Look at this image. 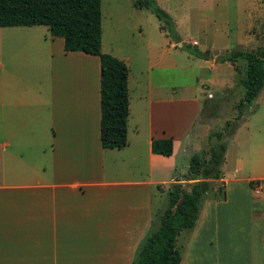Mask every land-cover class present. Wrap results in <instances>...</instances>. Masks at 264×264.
Instances as JSON below:
<instances>
[{
	"label": "crops",
	"instance_id": "crops-1",
	"mask_svg": "<svg viewBox=\"0 0 264 264\" xmlns=\"http://www.w3.org/2000/svg\"><path fill=\"white\" fill-rule=\"evenodd\" d=\"M43 27L0 28V264H133L138 244L154 222L148 196L155 186L162 192L170 182L167 177L179 152L190 153L191 133L186 129L180 136L184 146L168 130L161 111L165 103L154 98L162 88L154 85L158 77L153 67L145 90L137 82L133 86L134 92L141 91L139 105L147 126L141 129V122H133L130 69L128 145L103 149L100 59L66 53L64 40ZM102 52L122 61L113 51L105 52L103 44ZM62 60L84 65L75 74L80 83L71 85V72L63 84L52 86L56 63ZM175 90L171 93L177 98ZM166 138L174 141L173 156L155 155L153 141ZM258 150L262 156L255 171L242 177L239 166L228 174L225 160L222 178L213 182L222 183L226 199L218 198L215 190L214 202L197 224L200 229L214 220L218 228L224 209L228 213L220 218L230 232L227 217L239 212L242 236L237 243L231 247L217 232L210 242V252L219 253L226 264H264V147ZM176 183L190 191L195 181L183 175L174 178ZM72 238L77 241L73 249Z\"/></svg>",
	"mask_w": 264,
	"mask_h": 264
},
{
	"label": "rangeland",
	"instance_id": "rangeland-1",
	"mask_svg": "<svg viewBox=\"0 0 264 264\" xmlns=\"http://www.w3.org/2000/svg\"><path fill=\"white\" fill-rule=\"evenodd\" d=\"M136 1L102 0L104 51H113L131 69L133 122H141V129L147 126V122L142 119L143 108L139 105L141 91L134 92L133 86L138 85L145 90L152 67V74L158 77L154 85L162 88L155 92L154 98L159 97L156 99L165 103L163 105L175 100L190 101L168 108L161 105V111L165 112V124L168 130L176 133L178 142L180 136L186 134V129L190 131L188 143L191 142V150L189 154L180 151L174 158V166L167 177L170 182L162 186L163 191L155 186L148 196L147 201L152 204L157 225L158 216L168 207L174 178L185 175L192 156L208 153L216 143L214 135L222 132L227 122L238 117L237 107L244 99L241 79L246 76V63L241 60L237 64H222L218 58L235 50L256 51L264 47V0H156L157 6L172 17L176 36L168 28L162 31L165 22L151 9H138ZM61 42L56 43L57 48L62 46ZM189 47L208 58L195 55L188 50ZM81 67L84 65L77 62L71 64L67 60L58 61L56 73L52 74V86L63 84L71 72L74 74L71 85H77L80 79L75 74ZM45 78L42 74V88L46 87ZM136 82L137 85L134 84ZM172 88H177V98L172 97ZM196 97L198 103L192 102ZM247 140L250 144L244 145ZM180 141L186 145L185 138ZM226 141L230 147L226 156V172L234 174L239 166L243 171L239 172V177L253 173L255 161L262 151L258 149L264 147V90ZM242 155L244 157L240 162ZM215 190L221 195L218 198L224 199L222 183L212 181V190L201 204V216L208 213V205L214 202L212 196ZM220 210L221 214H218V210L212 213V216L218 214V228L213 220L206 227L201 225L199 229L196 225L194 230L179 236L178 248L182 264H226L219 253L210 252V242L215 236L214 232H217L222 242L229 239L233 247L242 236V221L238 211L237 214L234 211L230 216L228 214L227 224H231V230L225 232L223 223L226 221L220 217L228 212ZM212 219L210 217L209 221ZM117 239L114 240L115 245ZM76 245V239L72 238V249ZM105 264L113 263L105 261Z\"/></svg>",
	"mask_w": 264,
	"mask_h": 264
},
{
	"label": "trees",
	"instance_id": "trees-1",
	"mask_svg": "<svg viewBox=\"0 0 264 264\" xmlns=\"http://www.w3.org/2000/svg\"><path fill=\"white\" fill-rule=\"evenodd\" d=\"M135 6L153 10L165 22L162 31L168 28L176 36L172 17L157 6L156 0H137ZM34 26L48 27L52 37L63 39L66 53L79 52L100 59L102 147L105 150L125 148L130 117V69L123 61L102 52V0H0V28ZM188 50L208 58L190 47ZM241 60L246 63V76L241 79L244 99L237 107L238 117L214 135L216 143L208 153L192 156L185 177L195 183L190 191L180 183L172 184L168 207L139 244L133 264L182 263L178 238L196 227L202 201L212 190V181L222 178L229 147L226 138L234 134L245 112L264 90V47L256 51L235 50L218 58L222 64H237ZM152 152L164 157L173 156V139L154 140ZM223 196L226 199V195Z\"/></svg>",
	"mask_w": 264,
	"mask_h": 264
}]
</instances>
